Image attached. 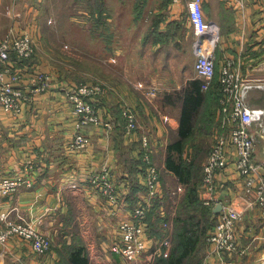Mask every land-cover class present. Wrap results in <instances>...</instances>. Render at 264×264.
I'll return each mask as SVG.
<instances>
[{"label":"crops","instance_id":"crops-1","mask_svg":"<svg viewBox=\"0 0 264 264\" xmlns=\"http://www.w3.org/2000/svg\"><path fill=\"white\" fill-rule=\"evenodd\" d=\"M146 1L151 4L147 7L144 3V6L140 7L141 12H146L147 9L154 14L162 12L163 19L158 25L152 21L145 25V34L140 37V44H151L155 48L154 59L157 62L164 57L168 61L178 60V57H181L178 56L180 52L175 50L172 52L170 51L172 49L167 48L171 41L169 36L173 31L170 23L183 20L181 12L186 10L187 32L191 30L187 38L190 39L189 47L194 60L191 65L184 64L185 72L182 73L184 80L178 84L174 83L172 78L168 79L170 83L164 82L161 77L152 76V72L141 75L138 71H132L133 73L122 78L118 76L117 79L109 78L107 81L98 77L99 81L111 87L101 104L102 111L110 109L116 117L117 124L109 133L99 127L86 128L85 131L90 134L92 142L85 150L75 152L67 148V143L73 140L76 131V117L66 97V90L72 83V78L69 80L62 77L58 69L50 66L51 60L43 48L44 39L47 37L45 35L47 31L43 33L45 26L43 22L51 20L43 16L44 3L42 0H0V38L11 30L29 31L36 41L38 51L32 61L35 63L32 67L53 73L51 88L35 93L29 87L33 70L32 68L27 70L22 82L28 91L29 99L24 103V112L19 117L4 110L0 104V178L18 172L23 176H31L35 181L32 187H21L13 197H1L0 212L13 207L12 215L22 214L41 229L53 233V237L57 234L61 238L45 255L36 254L30 243L24 240L14 238L7 245L0 243V264H65L61 261L63 244L77 241H84L87 244L91 264H97L96 260H102L101 257L105 255L111 258L113 261L111 264H127L119 255L109 252V247L117 237L118 223L123 219H130L132 208L145 197L146 185L144 176L138 171V179L142 186L132 193V197L138 201L133 204L130 199L129 178L134 168L131 169L125 160L129 156L138 157L139 150L135 143L142 141L143 135L149 134L151 145L148 148L142 145L140 147L142 146L143 151L151 152L152 162L159 169L165 167L167 144L178 136L181 101L170 102L164 97L197 78L196 34L188 20V9L182 11L181 7L183 3L184 8L186 6L188 8L190 0H183L177 4L172 0L143 2ZM92 9L90 12L80 10L87 14L83 17L85 22L92 19L91 15H99V10H95L94 7ZM108 10L111 11V8ZM108 10L105 7L102 15H107ZM204 11L208 20L220 27L217 71L220 72L226 59L231 58L244 73L264 78V0H246L244 8H238L234 0H204ZM71 20L74 22L76 20V23L81 21L78 18ZM150 29L153 30L151 35ZM162 42L167 46L160 51ZM173 72L176 71L169 70L168 74ZM147 75L151 87L157 88L156 96L143 94L142 91L147 90L137 86V82H147V79L145 81L141 78ZM216 86L218 80L209 88L217 89ZM218 99L219 101L215 99V106L220 117V97ZM123 103H128L137 110L140 124L137 131L126 130L119 114ZM258 135L264 139L262 134L256 133L257 141L260 139ZM70 138L72 140L68 141ZM259 156L264 158V153L259 152ZM28 161H32L33 164L30 168L27 167ZM102 165L110 166L114 170L119 201L113 206L104 193L88 182L90 171ZM169 173L176 178L171 171ZM72 182L76 183V186H72ZM181 184L177 180L175 188L173 190L168 188L166 192L161 187L164 199H170L173 191ZM181 194V192L175 194L174 202L170 203L174 209L176 199ZM216 194L223 204L230 203L244 211L237 230L240 243L248 246L249 250L245 256L236 253L221 255L206 241L202 264H264V221L257 211L248 209L250 199L244 194L243 178L235 171L233 164L228 166L225 173L219 175ZM205 195L203 191L200 192L201 197ZM161 199L159 198L160 201ZM160 204L154 218H159L160 224L164 226L166 205ZM222 207L221 205L216 216ZM172 217L173 214L171 223ZM167 222L169 225V220ZM167 228L168 226L166 231ZM153 236L163 237L161 233ZM165 236L168 237V233ZM151 254L152 251H149L148 255ZM92 256H95V262Z\"/></svg>","mask_w":264,"mask_h":264},{"label":"built area","instance_id":"built-area-1","mask_svg":"<svg viewBox=\"0 0 264 264\" xmlns=\"http://www.w3.org/2000/svg\"><path fill=\"white\" fill-rule=\"evenodd\" d=\"M234 2L238 8H244L246 4V0ZM188 20L196 34L197 77L202 79L203 89H208L218 74L216 52L221 39L220 27L206 17L204 0L188 2ZM36 54V41L27 30L22 32L11 30L0 38V104L4 110L18 117L24 112V103L29 99L28 91L22 82L28 69L33 70V76L29 81L32 92H44L52 86L53 73L32 67ZM218 78L221 91L219 104L221 122L227 131L216 137L211 148L204 164L200 192L206 194L202 197L206 205L214 209L218 205L223 207L217 215L215 224L209 229L206 241L221 255L236 253L245 256L249 247L240 243L237 230L244 211L230 203L223 204L216 191L219 175L225 173L228 166L233 164L235 171L243 178L244 194L250 199L248 209L257 211L264 221V158L259 156L255 136L256 133L264 136V107L250 101L251 91L264 87V78L244 73L231 58L226 59ZM143 83L140 82L137 86L143 89L145 84ZM145 88L151 96L158 94L157 88L149 90L146 84ZM110 90L111 87L103 81L73 83L67 88L66 97L76 117V131L70 142L72 150L83 151L92 142L90 134L85 131L86 128L99 127L111 132L115 127L111 114L107 110L102 112L100 105L102 96L108 94ZM122 114L127 131L134 132L140 128L138 112L133 106L123 103ZM141 140L143 147L148 148L151 145L149 134L143 135ZM141 151L143 153L142 149ZM143 159L147 163L144 175L145 197L133 207L130 219H123L118 223L117 237L111 245V252L118 254L125 263L147 258L149 251L156 257L162 253L168 256L171 248L169 237L161 239L150 233L149 214L154 208L155 201L164 194L161 192L160 169L152 162L151 152L144 150ZM32 166V161H28L27 167ZM34 182L31 176H23L18 172L2 176L0 198L13 197L21 187H32ZM88 182L104 193L112 206L117 204L119 195L112 167L102 165L93 169L88 175ZM71 184L76 186V183ZM184 189L185 186L181 184L173 194H178ZM12 209L13 207L0 212V243L7 245L11 239H21L30 243L38 255L49 252L53 233L41 229L22 214L12 215ZM163 217L165 218V215ZM164 225L169 226L166 220Z\"/></svg>","mask_w":264,"mask_h":264},{"label":"rangeland","instance_id":"rangeland-1","mask_svg":"<svg viewBox=\"0 0 264 264\" xmlns=\"http://www.w3.org/2000/svg\"><path fill=\"white\" fill-rule=\"evenodd\" d=\"M42 1V3H44L43 16H45L47 20H49L48 18L51 19L50 22L46 21L48 22V24H46V22H43L45 23V26H43V33L45 30L47 31V33L45 34L47 37L43 42V48L48 54V58L51 60L50 66L58 69L62 77L69 80L72 78V83L70 84V86L73 83H80L82 81H99V79H97L98 77L104 81H107L109 78L114 80L115 77L116 79L118 78V76L119 78H122V76L126 74L133 73L132 71H138L141 75L152 72V76H159L164 82L169 81L170 83V80L168 79L172 78L173 82L178 84L181 83L182 80H184V77L182 76V73L185 72L183 70L184 64L191 65L190 63L194 60L193 55H191L192 51L189 47L190 39L187 38V34L191 31L189 29V31L187 32L186 26L187 12L185 9L188 8L187 6L186 8H184L183 3L181 4L182 11L185 10L181 12L183 20L179 22V28L177 30H173L172 34L169 36L171 41L170 45L167 47L169 49H172L170 50L172 52L174 50L179 51L180 54H178V56L180 55L181 57H178V60L173 59L172 61H168L166 60V57H164L162 60H159L157 62L154 59L155 48L151 46V44H140V37L145 34V25L150 23L151 21L152 23L154 22L152 20L154 13H150L149 9L147 8L146 12H141L140 7H143L144 3L147 7H149L151 2H143L144 0ZM101 1L103 2L102 5L106 7V10L111 8V11L108 10V14H104L103 18L102 16L91 15L92 19L85 22L83 17L87 14H85L84 12H90L93 7L95 10H97L98 5H101ZM182 1L183 0H179L178 2L174 3L177 4L181 3ZM80 10L84 12L82 13ZM161 13L162 12L158 14ZM73 18H78V20L81 21L76 23V20L75 22L71 20ZM146 33H148V30ZM160 35L162 34L160 33ZM161 45L162 46L160 48V51L167 46L165 42H162ZM216 54L218 56V48ZM169 70L176 72H173V74H168ZM256 77L259 76L256 75ZM141 78L146 81L148 75L146 77L142 76ZM148 80L150 79H147V82H144L146 85L149 82ZM138 83L140 82H137V85ZM145 84L143 89L146 90ZM150 84L151 83L149 82V90L153 88V86L151 87ZM182 88L183 87H181L180 89ZM142 93L148 95L147 91H142ZM254 97L257 99L264 98V87L254 88V90L251 91L250 100H252V98L255 99ZM219 119L217 118L216 123L213 126L212 134L203 138L204 140L206 139V141L208 142L206 144L209 147L207 156L203 162V166L207 161L211 148L215 143L216 137L220 133L227 131V129H225V127H223L222 125L221 117H219ZM255 129H257V127H255ZM70 140H72V138H70L68 141ZM257 143L259 152L264 153V139L260 138ZM67 148L69 149V151L72 150L69 142L67 143ZM72 151L80 152L76 150ZM160 171L162 189L165 192L169 190L168 188H170V190H173L175 188L174 186L177 182V179L170 175L169 171L165 167H161ZM184 191L185 189L181 193H184ZM171 195L172 197L170 196V199H164V197H162V201L158 200L160 201V203H163V205H166L164 206V208L166 209L165 220H169L170 227L168 226L166 231L167 226H162L159 221V224H157V226L155 227V232H160L163 237L166 233H168V237L173 246V228L171 223V216L172 214L174 216L175 209L170 205L172 204L171 200L175 199L176 195ZM178 198L180 197L178 196L177 199ZM59 240H61V238L56 234L53 237V242L50 250ZM164 248L166 249V247ZM110 249L111 247H109V252H111ZM90 252L92 254V250H90ZM162 255L165 257V253H162ZM92 258H94L93 261L95 262V256H92ZM159 258V256L156 257L155 255H149L147 258L143 257L138 262L127 264H159ZM101 259L102 260L100 261L96 260V263L111 264L113 262L111 258L107 257V255L103 256V258L101 257Z\"/></svg>","mask_w":264,"mask_h":264},{"label":"trees","instance_id":"trees-1","mask_svg":"<svg viewBox=\"0 0 264 264\" xmlns=\"http://www.w3.org/2000/svg\"><path fill=\"white\" fill-rule=\"evenodd\" d=\"M101 2L97 10H99L98 16L103 18L102 12L105 7L102 5L103 2ZM162 19V13L154 14L153 24L158 25ZM179 22V20L173 21L170 23V28L177 30ZM152 33L153 30L150 29L149 34L151 35ZM217 73L215 79V81L218 80V86L215 87L217 89H203V81L197 77L188 81L182 89H176L174 92L167 93L164 97L166 101L170 102L178 103L181 101L178 136L167 144L165 167L185 186V191L180 195V198L176 199L177 201L174 205L176 209L172 217L173 246L168 256H159V264H202L206 235L215 224L217 218L214 208L206 205L200 196L204 176L203 162L209 150L206 144L208 142L203 138L212 134L213 126L219 117L217 114L218 109L215 106V99L219 101L218 98L221 94L218 78L219 71ZM105 96H102L100 105L103 104ZM250 101L256 105H264V98H252ZM106 110L111 114L115 124H117L116 117L111 110L107 108ZM119 114L124 121L122 106H120ZM135 144L139 150L138 157H130L128 153L129 158L125 160L131 169L134 168L129 178L131 185L130 199L133 204L136 199L132 197V193L134 194L142 186L138 179V171L144 176L147 167V163L143 159L144 151L142 153L140 147L142 141ZM158 200L155 201L154 208L148 217L151 235L156 234L155 227L160 221L159 218H154L156 209L160 206ZM171 201L174 202V199ZM159 233L157 232V234ZM61 249V261L65 264H91L88 246L84 241H77L72 244L64 243Z\"/></svg>","mask_w":264,"mask_h":264},{"label":"water","instance_id":"water-1","mask_svg":"<svg viewBox=\"0 0 264 264\" xmlns=\"http://www.w3.org/2000/svg\"><path fill=\"white\" fill-rule=\"evenodd\" d=\"M221 208V205H218L216 209H214L215 212H217Z\"/></svg>","mask_w":264,"mask_h":264}]
</instances>
